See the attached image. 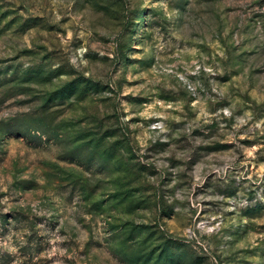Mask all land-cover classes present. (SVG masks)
Instances as JSON below:
<instances>
[{
    "label": "rangeland",
    "instance_id": "obj_1",
    "mask_svg": "<svg viewBox=\"0 0 264 264\" xmlns=\"http://www.w3.org/2000/svg\"><path fill=\"white\" fill-rule=\"evenodd\" d=\"M0 264H264V0H0Z\"/></svg>",
    "mask_w": 264,
    "mask_h": 264
}]
</instances>
